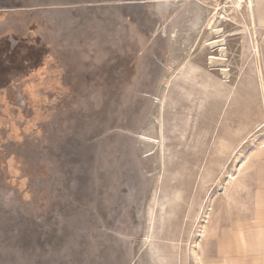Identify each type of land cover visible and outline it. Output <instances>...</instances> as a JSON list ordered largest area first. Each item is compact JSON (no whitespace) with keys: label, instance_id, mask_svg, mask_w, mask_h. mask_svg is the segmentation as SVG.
Here are the masks:
<instances>
[{"label":"rangeland","instance_id":"rangeland-1","mask_svg":"<svg viewBox=\"0 0 264 264\" xmlns=\"http://www.w3.org/2000/svg\"><path fill=\"white\" fill-rule=\"evenodd\" d=\"M234 1L0 0V264L264 252V28Z\"/></svg>","mask_w":264,"mask_h":264},{"label":"crops","instance_id":"crops-1","mask_svg":"<svg viewBox=\"0 0 264 264\" xmlns=\"http://www.w3.org/2000/svg\"><path fill=\"white\" fill-rule=\"evenodd\" d=\"M254 9L255 12L252 13V17L255 18L258 26L264 28V0H254ZM254 209L255 214L259 212L260 209L264 207L263 197L257 195L254 200ZM239 242L242 248L246 247V242L242 234L239 235ZM234 252V250L229 249H220L219 253L226 256L229 253ZM243 264H264V252L253 256L249 263Z\"/></svg>","mask_w":264,"mask_h":264},{"label":"bare ground","instance_id":"bare-ground-1","mask_svg":"<svg viewBox=\"0 0 264 264\" xmlns=\"http://www.w3.org/2000/svg\"><path fill=\"white\" fill-rule=\"evenodd\" d=\"M242 1L243 0L234 1L235 6L236 7H240L241 6L240 5L241 4L240 2H242ZM247 1H249V6L248 7H251V3H252L251 0H247ZM219 18H220L219 8H215V13H213V20L208 24V30H210V31L215 32L216 34H218V31H216V23L218 22V19ZM219 43H220V41H213V42L208 43L207 47L210 48L211 50L218 49L219 48V52L220 53H223L224 52V49L222 48V45H219Z\"/></svg>","mask_w":264,"mask_h":264}]
</instances>
